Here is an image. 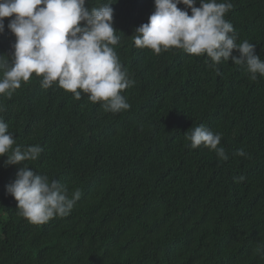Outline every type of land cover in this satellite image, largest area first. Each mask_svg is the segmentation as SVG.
Here are the masks:
<instances>
[{"label": "trees", "instance_id": "1", "mask_svg": "<svg viewBox=\"0 0 264 264\" xmlns=\"http://www.w3.org/2000/svg\"><path fill=\"white\" fill-rule=\"evenodd\" d=\"M230 2L236 42L255 44L264 61V0ZM110 6L120 37L113 47L135 81L122 92L129 110L106 112L55 82L45 89L35 73L11 98L0 95L13 147L43 148L23 164L69 195L81 191L69 215L30 223L6 194L19 165L0 157V264H264V76L253 81L245 65L213 64L206 54L138 48L134 31L154 0ZM9 19L0 55L11 63ZM200 124L222 133L227 161L190 147L185 132ZM241 148L246 156L234 155Z\"/></svg>", "mask_w": 264, "mask_h": 264}, {"label": "clouds", "instance_id": "2", "mask_svg": "<svg viewBox=\"0 0 264 264\" xmlns=\"http://www.w3.org/2000/svg\"><path fill=\"white\" fill-rule=\"evenodd\" d=\"M115 2L109 0L89 9L87 0H0V34L5 31L4 18L9 17L7 28L16 38L11 63L0 55L4 69L0 95L11 98L21 82H28L35 73L43 77L41 86L45 89L55 82L77 100L82 92L88 94L89 100L101 102L106 112L129 110L131 105L122 92L135 81L129 78L113 47L120 39L110 6ZM180 4L185 7L179 8ZM196 4L197 0H154L148 22L135 28V46L149 48L157 55L171 48L196 56L206 54L213 64L231 60L245 65L253 81L257 74L264 76V61L256 54L255 44L248 40L237 43L239 34L225 19L233 8L230 0H199L198 7ZM185 138L192 149L203 145L215 151L219 159H229L225 149L218 147L222 133L204 124L185 132ZM14 144L8 123L0 119V157L6 156L5 167L19 165L16 178L6 185V194L17 201L19 214L33 224L69 215L81 191L76 189L69 195L64 184L50 181L23 164L38 159L43 152L40 145ZM234 155L244 157L246 153L241 148Z\"/></svg>", "mask_w": 264, "mask_h": 264}]
</instances>
